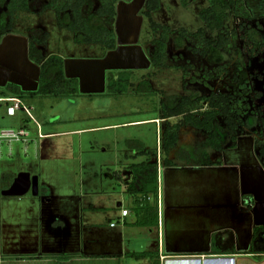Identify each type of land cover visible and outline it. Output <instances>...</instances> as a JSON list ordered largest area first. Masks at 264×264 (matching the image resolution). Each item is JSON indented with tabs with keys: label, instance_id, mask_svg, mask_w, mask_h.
Segmentation results:
<instances>
[{
	"label": "rangeland",
	"instance_id": "obj_1",
	"mask_svg": "<svg viewBox=\"0 0 264 264\" xmlns=\"http://www.w3.org/2000/svg\"><path fill=\"white\" fill-rule=\"evenodd\" d=\"M48 1L29 0L30 10L16 13L12 22L13 32L26 34L27 38L31 30L47 32V52L60 50L66 56L78 57L107 54L104 47L95 48L76 42L74 33L58 25L55 10H42ZM122 2L119 6L115 4L116 13L117 8L120 11L112 25L115 47L119 41L125 44L123 41L129 42L132 40L131 36H134L141 53L135 46L118 49L119 53L114 58L119 56L120 60H115V63L125 68L106 72L105 79L107 80L110 73L117 75L119 72H129L126 93L110 95L105 81V90L100 95L38 98L26 103L28 107H32L31 115L34 120L21 111L15 117L9 118L6 116V106H0V130L18 132L23 129L33 137H37L38 125L44 127L43 134L117 125L38 140L36 147H28L27 154L20 144L13 143L11 153L9 146L2 145L0 246L4 249H14L18 253H34L39 250L49 253L54 244L59 247L58 239L61 237L67 240L65 253L76 255L84 250L80 246L83 229L80 223L91 221L90 225L93 223L95 226L88 225L86 232L83 229L82 236L86 246L84 251L89 255L101 252L95 246V240L99 236L104 238L110 231L104 230L100 233L95 229L96 225L108 226L110 222L116 225L120 221L117 220L121 210L118 207L120 203L123 208H135L136 198L125 192L128 179L125 173L131 164L146 159L145 156H136L139 144L149 153L147 158H151L156 151L157 159L160 158L163 121L157 120L158 131L157 123L138 121L159 118L162 105H172L182 96H208L211 93L233 95L232 103L238 111L234 118L239 122V128L234 135L236 141L231 140L233 135L229 133L224 135L225 146L221 152L206 149L213 161L221 162L219 166H211L213 169L207 172L211 178H204L201 174L197 179L193 174L183 171L186 165L194 166L196 155H191L189 161L182 159L183 157L174 159L173 162L178 165L175 167L180 171L176 173L177 184H172V187L191 188V183L194 182V186L209 190L224 186L238 188L241 202L245 198L249 203L253 200L252 209L245 207L252 210L251 216L255 225L264 224V169L258 156L259 147H264V51L253 57L248 56L244 53L246 46L241 38L242 33L250 28L253 41L264 46V0H243L245 9L252 16L250 21L241 19L237 22L236 17L229 15L223 33L227 30L232 34L230 45L218 51V55L205 49L201 39H189L181 45L177 40L181 30L192 33L203 26L199 12L208 7L206 0H187L186 6L181 0H159V8L151 14V19L142 15L141 21L136 20L133 15L140 0L132 1L130 5ZM97 7L98 2L95 1L92 9ZM132 9L134 13H131ZM4 10L0 5V11ZM123 10L130 11L129 17H125ZM151 21L169 32L165 66L157 68L151 66L148 51L152 42L161 37L162 32H155ZM218 34V31L205 29V38L215 40ZM86 48L91 51L88 52ZM142 53L146 57V64L139 60V54ZM133 58H137L135 62ZM127 59L129 61H125ZM237 64L240 69H237ZM52 115H59L60 122L51 120ZM176 121L177 119H172L169 122L172 124ZM131 122L138 123L127 124ZM219 122L222 124L223 119L220 118ZM204 139V134L183 128L179 133L178 147L192 150L197 144H203ZM172 167H163L159 163L160 189L164 186L163 176L171 173ZM194 167L201 169L199 166ZM22 172L38 177V194L33 196L30 191L23 197L2 196L1 192ZM213 179L216 180L215 184L212 183ZM155 202V198L150 197L149 209H152ZM27 207H33L32 215L24 212ZM214 217L204 219L185 211L176 218L175 227L168 228V233H178L177 237L184 244H190L191 239L201 240L203 237L216 243L230 234L221 228L224 221ZM22 219H28V224L30 223L25 224L31 228H25V234L20 229ZM62 224L68 225L69 230L66 231L65 228L63 232ZM120 224L124 225L121 222ZM130 242L134 244L136 251L140 249L138 240L134 242L130 239L128 243ZM218 246L216 243V247ZM156 248L155 240L152 249L156 251ZM126 261L134 263L137 260L127 258Z\"/></svg>",
	"mask_w": 264,
	"mask_h": 264
},
{
	"label": "crops",
	"instance_id": "obj_2",
	"mask_svg": "<svg viewBox=\"0 0 264 264\" xmlns=\"http://www.w3.org/2000/svg\"><path fill=\"white\" fill-rule=\"evenodd\" d=\"M132 1L134 0L124 2L130 5L133 3ZM145 1L146 0H140L139 4H137L138 6L135 7V13L133 12L134 9L131 11V13L133 12V15L136 16V20L138 19L141 21L143 18L142 12L144 9L143 6H145ZM116 4L119 6L123 4V2L120 0ZM124 5L126 4L124 3ZM123 11L125 17H129L128 15H130V11ZM1 12L3 11H0V13ZM119 13L120 11L117 8L116 14L119 15ZM131 38L132 40L129 41L130 43L127 42V40L123 41L128 47L119 41V43H117V47L107 51L105 56H100L99 54H90L83 57L74 55L66 56L60 50L47 52V43L44 47H42V52L43 56L46 58L52 55L62 58L64 77L66 79H75L77 81L79 96L86 97L100 95L105 90L106 72L123 70L125 68V66L115 63V60H120L119 56L118 58H114L115 55L119 53L117 50L135 46L139 53H141V48L137 45L138 42H136V38L134 36H131ZM89 45L90 47H99V45L95 44ZM89 48H86L88 49V52L91 51ZM136 59L137 58L133 61L135 62ZM139 60L140 62L143 60L145 64L147 62L143 53L139 54ZM125 61L129 60L127 59ZM39 74V65L31 61L28 57V38L26 37V34L13 32L3 36L0 40V90H3L9 84H12L17 86L23 92H35L38 88ZM38 98L46 97L21 100L28 107L29 105L26 104L27 102L36 101ZM30 110H32V107ZM15 116L16 114L13 117ZM50 118L51 120L54 119V122H60L59 115H52ZM158 119L160 118L138 122L150 121L154 122L153 124L157 123L158 131ZM138 122H131L127 124ZM38 126L37 137L31 136L28 131L22 129L20 131H24L25 134L20 136L18 141L2 142L0 144V149L2 145L5 144L9 146V152L11 153L12 144H20L23 147L22 150L27 154L28 147H36L38 140L41 141L46 138H54L63 134H81L85 131L108 128L117 125L97 128H83L63 132L53 131L46 134L42 133L44 127H41L40 125ZM48 127H50V125ZM175 166L174 168H170L172 171L171 173L169 172V174H166L165 177L163 176V188L160 189L158 186L159 194L157 192L156 199L157 226H138V216L134 213L133 209L129 210L127 208H123L120 203L118 204V207H120L121 210L126 209L129 211L128 216L123 219L124 225L120 224V221H118L113 227H111V224H113L112 222H110L108 226H103L101 224L96 225L95 229H98L99 232L104 230L110 231L109 235H106L104 238H100V236L99 238H96L95 246H98L99 250H101L98 254L89 255L84 251L86 246L82 236L83 229H85L84 232H86L88 225L90 227L95 226L93 223L90 225V221L88 223H80L81 229L83 228L80 238V246L81 250H84L79 254H66L65 251L67 249H65V244L67 243V240L60 237L58 239L59 247L54 244V246L50 248L49 253H47V251L42 252L40 250L35 251L34 253L25 251L18 253L14 251V249H4L0 246V264H152V261L148 258L137 260L134 263L126 261V259L129 258L127 256L128 253L142 252L155 254V259L156 262L158 261V264H264V231H260L255 237H253V229L257 227H264V224L261 226L255 225L254 218L251 216L253 200L249 203L246 202L247 199L245 198L241 202L238 188L233 189L230 186L212 188L209 190L207 188L204 189L194 186L193 182L191 183V188L176 189L172 187V184H177L176 173L177 171H180V169H177ZM194 166L186 165L183 171L189 175L193 174V176L197 179L200 178L201 174L204 178H211L210 174L207 172L213 169V167H201V169H197V167ZM125 174L127 175V173ZM208 182L211 183L210 180H208ZM215 182L216 180L213 179L212 183L215 184ZM245 206H249L251 211H249ZM32 211L33 207H27L24 209L26 214L30 213V215H32ZM185 211H190L196 216L204 219H210L214 216L220 218L224 221L221 227L222 230H226L230 235L216 242L217 245H219L218 247H216V243L209 241V239L207 240L206 237H203L201 240H198V238L191 239V241L189 240L190 244L182 243V239L177 237L178 233L171 235L168 233V228L175 227L177 224L176 218L181 216ZM117 220H120V213L117 216ZM22 221L23 223L21 222L20 229L21 233L25 234V228L31 230V228L27 227L30 223L28 224V219H22ZM62 225H64L62 226L63 232L65 228L66 231L69 230L68 225ZM114 229L116 230L111 232V230ZM130 239L134 242L138 240L140 244V249L138 251L135 250L134 244L132 245L131 242L128 243ZM140 240L142 241L140 242ZM155 240L157 244L156 251L152 249V244ZM127 243L129 245H127ZM56 247L57 249H55ZM130 259L134 260L132 258Z\"/></svg>",
	"mask_w": 264,
	"mask_h": 264
},
{
	"label": "trees",
	"instance_id": "obj_3",
	"mask_svg": "<svg viewBox=\"0 0 264 264\" xmlns=\"http://www.w3.org/2000/svg\"><path fill=\"white\" fill-rule=\"evenodd\" d=\"M98 2V7L92 9L94 2ZM120 0H49L42 10H55L57 12L58 25L66 28L75 34V41L84 44H95L104 47L109 51L114 49V32L112 25L115 13V4ZM131 1V0H122ZM187 5V0H181ZM195 1V0H193ZM208 7L199 12L202 27L192 33L181 30L177 40L181 45L189 39H201L205 49L218 55V51L230 45L232 34L225 29V22L232 14L237 22L250 21L251 16L245 9L243 0H206ZM22 2V3H21ZM27 2V4H26ZM29 0H0V5L5 11L0 13V40L3 36L13 33V19L17 12L29 11ZM60 3V4H59ZM58 4V5H56ZM159 8V0H146L145 9L142 15L151 19V14ZM96 21V23H94ZM100 21V22H99ZM99 23V25H98ZM151 27L155 32L161 31V37L155 39L148 51L149 60L152 67L165 66L167 57L168 30L151 21ZM205 29L218 31L215 40L205 38ZM28 37V57L31 61L39 65V83L35 92H23L17 86L9 84L0 90V97H17L19 99H34L37 97L71 98L78 95V83L75 79H66L63 74V60L59 56L52 55L44 57L42 47L48 40V33L41 31H30ZM250 28L245 30L241 38L246 48L244 53L248 56H256L264 51V46L255 43L252 39ZM239 53V51L237 50ZM237 69H240L237 64ZM130 73L119 72L117 75L109 74L106 80V89L110 95H123L129 85ZM144 90V87L142 88ZM233 95L222 93H211L208 96H182L172 105H162L160 119L163 126L160 132L159 163L163 167L175 166L174 159L183 157L190 160L191 155H196L195 166L211 167L220 165V161H213L206 149L221 152L225 146L224 135L231 133V140L236 141L234 136L239 128V122L234 118L238 114L232 103ZM206 103V106L203 104ZM222 118V124L219 119ZM172 119L176 122L170 123ZM241 123V122H240ZM189 128L204 134L203 144L196 145L192 150L180 149L179 133L181 129ZM264 145V144H263ZM138 146V145H137ZM136 156H145L146 159L140 163L131 164L127 168V176L132 181L125 187V192L135 199L134 213L138 216L137 225L140 227L157 226V206L156 202L152 209H149L150 197L157 199L158 192V162L157 151L151 158H147L146 152L139 144ZM258 156L262 160L264 169V147L258 149ZM139 196V198H137ZM146 215H145V214ZM140 214L141 217H140ZM148 217V218H147ZM264 227L253 229V237ZM129 258L135 260L150 259L152 264L156 262V255L153 253H129Z\"/></svg>",
	"mask_w": 264,
	"mask_h": 264
},
{
	"label": "built area",
	"instance_id": "obj_4",
	"mask_svg": "<svg viewBox=\"0 0 264 264\" xmlns=\"http://www.w3.org/2000/svg\"><path fill=\"white\" fill-rule=\"evenodd\" d=\"M6 106V115L9 117H13L17 112H24L30 119L34 120L31 115V110L28 108L24 102L17 97H0V106ZM39 127V126H38ZM25 134L24 131L15 132L13 130H0V144L2 142H11L18 141L20 136ZM158 167H159V158L157 159ZM129 211L126 209H122L120 212V222L123 223V219L127 217ZM114 224H111L113 227Z\"/></svg>",
	"mask_w": 264,
	"mask_h": 264
},
{
	"label": "water",
	"instance_id": "obj_5",
	"mask_svg": "<svg viewBox=\"0 0 264 264\" xmlns=\"http://www.w3.org/2000/svg\"><path fill=\"white\" fill-rule=\"evenodd\" d=\"M132 177L126 182V185L130 184ZM33 196L38 194V178L37 176H30V174L22 172L19 173L12 181L10 187L1 192L4 197H22L28 192Z\"/></svg>",
	"mask_w": 264,
	"mask_h": 264
},
{
	"label": "flooded vegetation",
	"instance_id": "obj_6",
	"mask_svg": "<svg viewBox=\"0 0 264 264\" xmlns=\"http://www.w3.org/2000/svg\"><path fill=\"white\" fill-rule=\"evenodd\" d=\"M251 19H252V16H251ZM12 181H13V180H12ZM10 185H11V183H10ZM10 185L8 186V188L10 187ZM8 188H6V189H8ZM6 189H5V190H6Z\"/></svg>",
	"mask_w": 264,
	"mask_h": 264
}]
</instances>
